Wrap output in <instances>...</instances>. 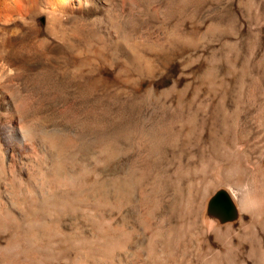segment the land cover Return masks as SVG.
Returning <instances> with one entry per match:
<instances>
[{"label": "rangeland", "instance_id": "374dc122", "mask_svg": "<svg viewBox=\"0 0 264 264\" xmlns=\"http://www.w3.org/2000/svg\"><path fill=\"white\" fill-rule=\"evenodd\" d=\"M117 3L114 36L0 27V115L38 136L8 163L26 183L49 152L64 183L32 203L0 167V248L28 226L40 264H264V0ZM220 190L257 200L211 225Z\"/></svg>", "mask_w": 264, "mask_h": 264}, {"label": "bare ground", "instance_id": "6f19581e", "mask_svg": "<svg viewBox=\"0 0 264 264\" xmlns=\"http://www.w3.org/2000/svg\"><path fill=\"white\" fill-rule=\"evenodd\" d=\"M117 4V0H0V27H6L16 23H26L29 20L35 21L38 17L44 16L47 27L49 29H54L55 26H58L62 31L60 32L62 36L67 39L70 34L65 30L68 29V27H65L66 24L74 19L85 20L87 18H93L95 29L98 33L114 36V34L120 33V24L118 21L110 20L109 17H104V15L107 11L116 10ZM6 100L5 91L2 86H0V108L3 107ZM11 106L8 114L5 113L4 115H0V167H3V169L5 166L10 165L9 163H12V160H15V158H19L21 161V159L26 157L27 147H25V142L34 141L35 137H38L32 130L33 128H28L30 126L25 128L20 126V122L22 121L21 111L15 108V106L13 107V104ZM53 162L54 161L50 158V153L44 151L40 157L37 158V166L34 167V169H38V176L33 177L34 174H32V177H30L26 183L19 182L16 178V171L10 165L8 171L11 172H9L10 175L13 174V177L11 176L12 183L17 185L19 190H25L28 194L26 192L24 194L29 196V201L32 203H36L38 199H44L45 194H52V187L59 189L64 186L63 181H61L56 174V166ZM6 163L8 164L5 165ZM38 166L40 168H38ZM19 179L22 180L21 178ZM40 179L41 181H38ZM226 191L230 204L229 212L212 205L211 201L209 205L207 204V209L213 212H211L213 215L208 212L212 216L207 217L211 225L218 226L219 223L221 224L239 218L242 212V206L249 208L251 205H254L257 200L255 194L250 192L244 196L240 203L236 201L235 194L231 193L229 190ZM6 199L11 204V207H13L12 205L15 204L14 200L11 197ZM16 207L18 206L16 205ZM21 212L20 209L15 211V213L20 214V216L17 215L19 219L25 216V214ZM9 215L14 216V213L10 212ZM4 221V216L0 215V229L7 225L3 223ZM25 223L28 224V222ZM18 224L19 223H17V225ZM27 227L28 226L25 228V233L22 231L24 228L22 230H20L19 227L12 229L10 236L4 240V245L0 248V259L3 261V264H40L41 255L38 244L40 241L38 242V239L34 237L35 234L34 236H30V232L33 230L31 229L32 231H30Z\"/></svg>", "mask_w": 264, "mask_h": 264}, {"label": "water", "instance_id": "95a60500", "mask_svg": "<svg viewBox=\"0 0 264 264\" xmlns=\"http://www.w3.org/2000/svg\"><path fill=\"white\" fill-rule=\"evenodd\" d=\"M211 204L215 205L219 209H224L226 212L230 211V204L228 197L223 190L218 191L211 200Z\"/></svg>", "mask_w": 264, "mask_h": 264}]
</instances>
